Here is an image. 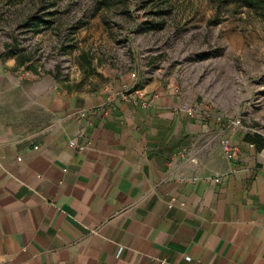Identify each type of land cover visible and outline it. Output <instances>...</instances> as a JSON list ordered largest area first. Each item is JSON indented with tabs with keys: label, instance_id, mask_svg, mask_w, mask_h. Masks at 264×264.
<instances>
[{
	"label": "crops",
	"instance_id": "0c3cea01",
	"mask_svg": "<svg viewBox=\"0 0 264 264\" xmlns=\"http://www.w3.org/2000/svg\"><path fill=\"white\" fill-rule=\"evenodd\" d=\"M22 69L0 58V264H264L252 133L176 113L197 96L173 81L83 92ZM132 84L160 100L114 98Z\"/></svg>",
	"mask_w": 264,
	"mask_h": 264
},
{
	"label": "rangeland",
	"instance_id": "374dc122",
	"mask_svg": "<svg viewBox=\"0 0 264 264\" xmlns=\"http://www.w3.org/2000/svg\"><path fill=\"white\" fill-rule=\"evenodd\" d=\"M104 1L0 0V58L26 52L31 70L22 75H60L83 92L124 75L173 81L210 105L209 120L233 131L240 121L264 136V0H107L99 8ZM36 17L45 21L39 28Z\"/></svg>",
	"mask_w": 264,
	"mask_h": 264
},
{
	"label": "built area",
	"instance_id": "2783aa9c",
	"mask_svg": "<svg viewBox=\"0 0 264 264\" xmlns=\"http://www.w3.org/2000/svg\"><path fill=\"white\" fill-rule=\"evenodd\" d=\"M114 98L123 102L130 104L134 107H140L143 109L154 107L160 100L161 95L159 92H147L144 89H140L136 84L125 85L121 91L115 93ZM176 113H183L190 118H199L208 121L211 117L212 109L208 103L205 101H195L193 103H184L175 109ZM84 116V115H82ZM220 122L222 119H218ZM241 127L240 121H234L232 123V128L235 130ZM70 146L81 152L85 147L78 145L75 141H70ZM222 153L228 161H234L239 155V148L228 142L222 143ZM260 157L264 160V151L260 152ZM216 183L220 182L219 178L214 179Z\"/></svg>",
	"mask_w": 264,
	"mask_h": 264
},
{
	"label": "trees",
	"instance_id": "16d2710c",
	"mask_svg": "<svg viewBox=\"0 0 264 264\" xmlns=\"http://www.w3.org/2000/svg\"><path fill=\"white\" fill-rule=\"evenodd\" d=\"M107 5H108L107 0H105L104 3H102V5L99 8H102V6H107ZM33 21H34L33 24L36 28H39L45 22L40 17H36V19H34ZM81 56H82L83 60L84 61L86 60L87 64H89L91 66V61L88 60V58H90V55L88 53L84 52L81 54ZM15 58H16V66L18 68H23V69L25 68V69H27V71L31 70L29 67V64L32 61L30 55H28L26 52L19 51L18 53L15 54ZM4 59H5V57H4ZM54 77L58 82L65 85L70 90L71 89L78 90V88H79L77 86L76 87L69 86L68 82L66 80L60 79V75H55ZM248 140H249V142H251V144H254L259 151L264 150V136H262L260 134L249 135Z\"/></svg>",
	"mask_w": 264,
	"mask_h": 264
}]
</instances>
